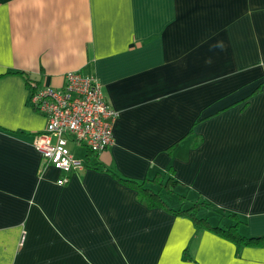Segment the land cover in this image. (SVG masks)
<instances>
[{"label":"crops","instance_id":"1","mask_svg":"<svg viewBox=\"0 0 264 264\" xmlns=\"http://www.w3.org/2000/svg\"><path fill=\"white\" fill-rule=\"evenodd\" d=\"M69 71L118 117L59 184L30 95ZM199 200L264 237V0H0V264H264Z\"/></svg>","mask_w":264,"mask_h":264},{"label":"built area","instance_id":"2","mask_svg":"<svg viewBox=\"0 0 264 264\" xmlns=\"http://www.w3.org/2000/svg\"><path fill=\"white\" fill-rule=\"evenodd\" d=\"M30 103L46 118L44 131L34 135V149L64 175L81 171L84 163L67 146L68 140L99 153L113 143V123L118 111L104 98L96 77L81 71L64 74V85L57 89L41 87L30 95Z\"/></svg>","mask_w":264,"mask_h":264},{"label":"trees","instance_id":"3","mask_svg":"<svg viewBox=\"0 0 264 264\" xmlns=\"http://www.w3.org/2000/svg\"><path fill=\"white\" fill-rule=\"evenodd\" d=\"M87 151L89 153H92L88 149H87ZM123 181H124V183H127L126 180H123ZM128 184L135 186L134 184H131V183H128ZM140 191H141L142 195L147 194V197L149 198V200L152 203H154V204L157 203V202H155L156 201L155 198H158V195L154 194L155 192L154 193L153 192L147 193V190H143L142 191V189H140ZM154 199H155V201H154ZM200 205L201 206L202 205L203 206H207V202L202 201V200L201 201L200 200L199 201H195V202H193L192 206H190L189 208H185V209L179 208L176 211V213H178V214L179 213L188 214L189 216H191L193 218V221L197 225L203 226V227H209L210 229H213V230H216V231H220L221 234L228 236L230 239H232L238 245L241 244L242 242L258 243L261 240L264 241V237H260V238H257V237H252V238L244 237L243 235H241L240 233L237 232V230L235 228L236 225L228 226L226 228H220V227H217V226L210 225L205 218L197 216V211H198V208L200 207ZM262 243H264V242H262Z\"/></svg>","mask_w":264,"mask_h":264},{"label":"rangeland","instance_id":"4","mask_svg":"<svg viewBox=\"0 0 264 264\" xmlns=\"http://www.w3.org/2000/svg\"><path fill=\"white\" fill-rule=\"evenodd\" d=\"M67 146H68V148H69V150H71V152L72 153H74V154H76L77 156H79L80 158H82V159H85V157H84V153H85V151H86V147L84 146V145H81V144H77V143H75L74 141H72V140H68V142H67ZM76 157V156H75ZM178 193H180V194H184L182 191H179V189H178V191H177ZM171 199L172 200H177L178 199V195L177 194H173L172 196H171ZM206 209H200L199 211H198V216H205V215H203V211H205ZM208 212H209V219H211L212 218V220L214 219V217H216V216H218V214L217 213H214L212 210H208ZM214 216V217H213ZM217 218V217H216Z\"/></svg>","mask_w":264,"mask_h":264}]
</instances>
